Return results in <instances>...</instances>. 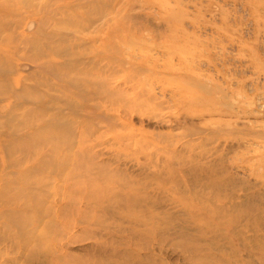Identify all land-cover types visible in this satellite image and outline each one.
Segmentation results:
<instances>
[{
  "label": "rangeland",
  "instance_id": "374dc122",
  "mask_svg": "<svg viewBox=\"0 0 264 264\" xmlns=\"http://www.w3.org/2000/svg\"><path fill=\"white\" fill-rule=\"evenodd\" d=\"M0 264H264V0H0Z\"/></svg>",
  "mask_w": 264,
  "mask_h": 264
}]
</instances>
